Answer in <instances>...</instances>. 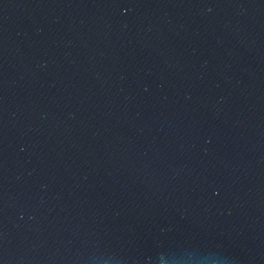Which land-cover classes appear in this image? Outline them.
Instances as JSON below:
<instances>
[{
  "label": "water",
  "instance_id": "95a60500",
  "mask_svg": "<svg viewBox=\"0 0 264 264\" xmlns=\"http://www.w3.org/2000/svg\"><path fill=\"white\" fill-rule=\"evenodd\" d=\"M0 264H264V0H0Z\"/></svg>",
  "mask_w": 264,
  "mask_h": 264
}]
</instances>
